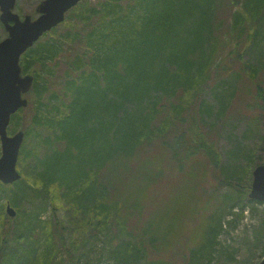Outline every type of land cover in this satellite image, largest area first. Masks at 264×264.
I'll list each match as a JSON object with an SVG mask.
<instances>
[{
	"label": "trees",
	"instance_id": "16d2710c",
	"mask_svg": "<svg viewBox=\"0 0 264 264\" xmlns=\"http://www.w3.org/2000/svg\"><path fill=\"white\" fill-rule=\"evenodd\" d=\"M46 34L21 58L34 80L9 126L29 112L20 178L0 182V264H81L98 236L108 238L105 264H209L223 228L217 188H232L233 206L261 162L251 150L238 162L236 145L221 163L202 128L211 106L189 115L185 97L194 89L193 102L212 69L219 88L239 77L213 123L236 97L264 106V0H81ZM256 50L261 60L244 59ZM64 201L74 221L45 216Z\"/></svg>",
	"mask_w": 264,
	"mask_h": 264
},
{
	"label": "rangeland",
	"instance_id": "374dc122",
	"mask_svg": "<svg viewBox=\"0 0 264 264\" xmlns=\"http://www.w3.org/2000/svg\"><path fill=\"white\" fill-rule=\"evenodd\" d=\"M38 1L39 0H16L14 10L20 16L28 13L34 16V8ZM228 7L229 5H222L217 10L218 15L225 17L229 16L231 12H228ZM58 33H61V31ZM6 34L7 33L0 22V40L4 38ZM48 37L50 36L45 34L38 41L41 40L43 42ZM258 56V50H256L255 52H248L244 59L249 61L250 58V61L254 62L257 60L256 58H260ZM227 66L230 68L237 67V62L233 59V55L227 59ZM209 72L212 74L205 82L198 86L196 89L197 92H195V96H193V102L190 101V99L191 94L195 91L194 89L190 90L186 97L184 96L185 101L187 102V107H189V115H197L201 104L202 107L211 106V118H209V116L207 117L208 120L202 123V128L214 134V145L221 156V163L226 164L230 150L236 145H238L241 150V152H239L240 155L238 156V162L244 165V156L248 154L249 150H251L254 152V162L260 161L261 163H264V106L261 107L259 102H247L236 97L235 102H233L232 110L220 115V118L213 123L216 109L218 107V99L223 92L222 90L227 88V84L232 86L233 82L239 79V77H233V80L223 84L222 87L219 88L216 87L217 78L214 76L215 72L213 74L212 69H210ZM217 72L220 73L218 70ZM221 77L222 76H219V79ZM252 92L253 93L250 96L251 98H253L252 95L254 94V91ZM29 93L26 94L28 100L30 98ZM178 93L185 94L186 91L183 92L179 90ZM22 115L21 119H19L17 129H20L22 124L27 123L26 118H29V112L24 111ZM17 129L13 131L8 129L9 134ZM253 167L250 169V174H245L238 185V188L242 190L243 195L245 196L234 201L233 206L227 204L225 198L227 190L231 191L232 188L228 187L226 184L217 188L216 202L214 206H216V214L220 216L223 222V228L218 236V244L215 247L214 256L209 264H258V262L264 257V201H254L248 197L252 182L251 172ZM235 187H237V185ZM169 201L172 203L175 200L170 199ZM2 202L5 205L6 199H3ZM34 205H39V202H35ZM57 208L58 210L54 211L48 207L45 216L48 217L54 214L55 218H57L58 215L65 219L66 225L70 224L71 220L74 221V219L69 216H73V213L76 211L74 207H71L70 210V207H68L64 201V203L62 202L59 204ZM170 208L174 211L176 210L180 212L182 211V204L180 202H175L172 203ZM5 216L8 217L6 214ZM105 239L108 238L98 236L96 239L90 241V244L86 247V251L83 253V257L80 259V263H108L109 257L104 249Z\"/></svg>",
	"mask_w": 264,
	"mask_h": 264
},
{
	"label": "water",
	"instance_id": "95a60500",
	"mask_svg": "<svg viewBox=\"0 0 264 264\" xmlns=\"http://www.w3.org/2000/svg\"><path fill=\"white\" fill-rule=\"evenodd\" d=\"M79 0H40L35 8L36 16L20 17L13 11L15 0H0V22L7 35L0 40V181L11 183L20 177L16 169L19 149L24 132L18 130L9 135L10 116L19 108L26 107L25 96L33 83V75L22 73L20 56L44 33L63 22L66 13ZM249 197L264 200V163L252 170ZM5 212L11 218L16 211L9 203ZM264 264V258L258 263Z\"/></svg>",
	"mask_w": 264,
	"mask_h": 264
}]
</instances>
